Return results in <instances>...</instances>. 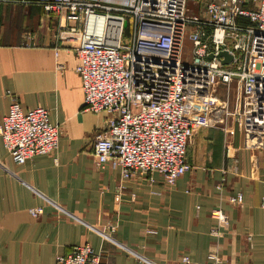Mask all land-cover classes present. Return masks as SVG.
Listing matches in <instances>:
<instances>
[{"label":"crops","instance_id":"0c3cea01","mask_svg":"<svg viewBox=\"0 0 264 264\" xmlns=\"http://www.w3.org/2000/svg\"><path fill=\"white\" fill-rule=\"evenodd\" d=\"M59 30L35 1L0 3V123L15 96L24 110L48 108L60 126L56 150L22 164L0 138V264H54L83 243L100 264H203L208 251L229 264H264V135L236 118L252 107L238 80L213 89L222 111L200 113L186 146L190 171L169 187L157 173L126 179L94 164L93 138L107 114L84 108L78 40ZM238 193L242 201L230 202ZM214 206L229 216L217 235Z\"/></svg>","mask_w":264,"mask_h":264},{"label":"built area","instance_id":"2783aa9c","mask_svg":"<svg viewBox=\"0 0 264 264\" xmlns=\"http://www.w3.org/2000/svg\"><path fill=\"white\" fill-rule=\"evenodd\" d=\"M40 4L59 20V37L75 38V66L83 106L105 112L106 124L93 138L96 167L161 176L167 187L192 169L186 146L200 113L212 117L223 109L213 91L237 79L252 107L236 114L245 130L264 135V0H0ZM71 21V23H68ZM186 31L191 58H182ZM232 55L222 63L217 54ZM213 54L209 57V54ZM10 94V91H6ZM60 126L49 109L24 110L12 96L0 123L3 147L16 164L59 144ZM221 188V184H217ZM241 202L242 194L229 197ZM32 216L41 206L28 209ZM210 234L229 223L224 209L214 206ZM189 263L187 255L181 256ZM54 264H100L89 243L55 256ZM203 264H229L208 251Z\"/></svg>","mask_w":264,"mask_h":264},{"label":"rangeland","instance_id":"374dc122","mask_svg":"<svg viewBox=\"0 0 264 264\" xmlns=\"http://www.w3.org/2000/svg\"><path fill=\"white\" fill-rule=\"evenodd\" d=\"M191 48L192 42L188 37V31H186L183 43H182V58L190 59L191 58Z\"/></svg>","mask_w":264,"mask_h":264},{"label":"water","instance_id":"95a60500","mask_svg":"<svg viewBox=\"0 0 264 264\" xmlns=\"http://www.w3.org/2000/svg\"><path fill=\"white\" fill-rule=\"evenodd\" d=\"M213 54H209L208 56L209 57H212ZM218 57H223L221 59V62L222 63H226V62H229L230 59L232 58V55L230 53H228L226 50H221L218 54H217Z\"/></svg>","mask_w":264,"mask_h":264}]
</instances>
